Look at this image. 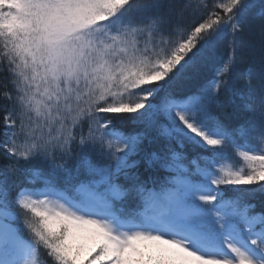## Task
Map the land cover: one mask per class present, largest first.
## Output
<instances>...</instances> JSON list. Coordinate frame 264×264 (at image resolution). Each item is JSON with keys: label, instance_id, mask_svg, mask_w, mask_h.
I'll use <instances>...</instances> for the list:
<instances>
[{"label": "snow or ice", "instance_id": "snow-or-ice-1", "mask_svg": "<svg viewBox=\"0 0 264 264\" xmlns=\"http://www.w3.org/2000/svg\"><path fill=\"white\" fill-rule=\"evenodd\" d=\"M0 264H264V0H0Z\"/></svg>", "mask_w": 264, "mask_h": 264}]
</instances>
